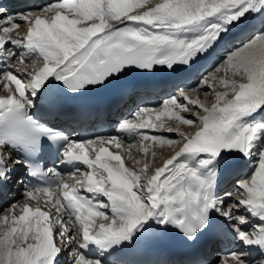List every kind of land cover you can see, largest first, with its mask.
<instances>
[{
    "label": "snow or ice",
    "instance_id": "1",
    "mask_svg": "<svg viewBox=\"0 0 264 264\" xmlns=\"http://www.w3.org/2000/svg\"><path fill=\"white\" fill-rule=\"evenodd\" d=\"M38 11L54 15L13 14L0 6V77L4 89L15 86L12 95L0 97V185L10 178L8 164L26 165L28 175L42 182L25 189L35 206L12 204L0 216V224L7 225L0 232V264H60L65 251L68 264H104L95 258L97 250L116 252L149 228H174L195 240L221 224L241 250L227 252L219 264H253L254 256L261 258L255 264H264V0H63ZM18 21L28 24L26 35L13 37ZM84 22L91 23L78 26ZM234 28L251 30V37L228 49L221 63L245 82L219 80L224 91L215 93L210 107L209 93L202 101L189 95L198 88L178 89L159 109L139 108L135 119L120 122L117 130L138 138L145 153L157 143L181 145L151 175L148 163L125 167L122 156L104 146L119 149V137L74 141L29 114L39 97L53 90L79 93L156 66L190 71ZM16 61L39 66L25 72L14 67ZM207 83L202 77L201 87ZM162 117L178 122L167 131L179 140L141 131L164 128ZM179 125L197 130L185 134ZM4 146L24 159L6 162ZM49 149L75 169L67 178L39 163ZM105 158L116 165L102 162ZM241 163L253 165L244 177L235 175ZM78 164L91 171L81 173ZM228 183L232 188L219 195ZM41 193L48 211L39 206Z\"/></svg>",
    "mask_w": 264,
    "mask_h": 264
},
{
    "label": "bare ground",
    "instance_id": "2",
    "mask_svg": "<svg viewBox=\"0 0 264 264\" xmlns=\"http://www.w3.org/2000/svg\"><path fill=\"white\" fill-rule=\"evenodd\" d=\"M145 9H137L136 11L137 12H140V11H143ZM46 14V13H45ZM69 18H72L71 15H68ZM91 22H84V24L82 25H78V26H87L88 24H90ZM23 28V27H22ZM27 29V26L24 25V31ZM234 29H237V28H234ZM232 29V30H234ZM22 67L20 68L21 70H24V71H27V70H30L31 68V65H27V64H21ZM39 65H36L35 67H38ZM224 65L221 64L220 65V70L217 71L216 70V74H213L211 75V79H208V83L207 84H204L201 88H199V91L193 95L192 93H190L189 95L195 99V98H199L201 99L202 101L205 100V95L204 93H209V96L207 97L209 103L207 106H211V103L215 101V93L218 92V91H224V88L219 84L217 83V86H211L212 85V77H215V80L218 82L219 80L221 79H235L237 82H245L242 80V78L240 76H233L232 75V72L231 71H228L226 72L227 76H220V73H222L224 71ZM225 72V71H224ZM14 85L12 84H9V87L7 89H4L3 88V84L0 85V96H6L7 94H10L11 91H9V89H14ZM214 88L213 91H211L210 89ZM9 91V92H8ZM201 111V114H202V109L200 110ZM182 115H184L186 118H190V119H194V117L192 116L191 113H181ZM162 120H165V126L164 128H160V129H155L154 132H152L150 135H155V136H163V137H166V138H169V139H174V140H179L180 137L179 135L176 133V132H169L167 131V128L169 125H171L172 127H176L177 126V123L178 122H175L174 120H167V118H164L162 117ZM179 128H180V131L181 132H184L185 134H193L196 130H197V127L195 125H179ZM144 143H147V144H152L153 142L151 141H147V142H144ZM181 145L180 144H176V145H173L171 147L167 146V145H164V146H161L159 145L158 143L157 144H154L147 153L143 152L142 151V148H141V144L140 142L138 141L137 143H134L133 145H130L129 147H126L125 148V153H126V160L124 161L125 163V167H128V168H132V169H139V168H142L143 165L145 163H150L151 161H153L154 163L157 164L154 165V167L152 166V162L150 163L149 166V169H148V175H151L153 174L154 172V169L155 167H159L162 165V162L164 159L166 158H169L173 153H174V150L178 149V147H180ZM127 148H129L130 150L128 151ZM155 152V156L152 155V153ZM9 153L8 149L7 148H3V155L6 157L7 154ZM15 160V159H14ZM139 162V163H137ZM247 175V174H246ZM245 174L242 176H246ZM19 189L16 188V183H13V187H12V191L11 193L9 194V197H14V199L12 201L9 202V204H5L6 206H3L0 208V216L4 215L5 214V209H8L10 205L12 204H19V205H23L25 203L29 204L30 206H35L36 205V202L34 201H30L29 198L27 197H24L22 195L19 194ZM227 203V199L225 201ZM108 203V202H106ZM39 206L41 207L42 210L44 211H48L49 208L47 206H44L43 205V202L40 201V204ZM15 211L16 214H19V209H15L13 210ZM106 212L111 215V213L109 211L106 210ZM55 214V210L52 209V211L50 212V216L51 215H54ZM9 215V224H11V215H12V212H9L8 213ZM249 219L251 220V217H249ZM101 222H104V223H107L108 221H103L101 220L100 218H97V223H101ZM7 225H3V224H0V232H2L4 230V228H6ZM56 237L54 236V239ZM238 247H239V250H241V246L239 245L238 243ZM66 253L68 254L67 251L63 252V256H65V258H67L66 260H64V258H62L60 260V264H68L69 262V257L67 256L66 257ZM249 259H253V264H255V261L256 260H259L261 259L259 256H254L253 257H249Z\"/></svg>",
    "mask_w": 264,
    "mask_h": 264
},
{
    "label": "rangeland",
    "instance_id": "3",
    "mask_svg": "<svg viewBox=\"0 0 264 264\" xmlns=\"http://www.w3.org/2000/svg\"><path fill=\"white\" fill-rule=\"evenodd\" d=\"M226 74H227V73L223 71L222 73H220V76H225ZM226 76H227V75H226ZM217 83H218V82H217ZM217 83H212L211 86H212V87H213V86L216 87V86H217ZM212 87H211V89H210L211 91H213V89H214V88H212ZM186 117H187V116H186ZM151 162H152V166H153V167H154V165L157 166L156 163H154L153 161H151ZM151 162H150V163H151ZM150 163H149V165H150ZM153 164H154V165H153ZM150 167H151V166H150ZM67 256H68V254L66 253V257H67ZM68 257H69V256H68ZM66 259H67V258H66Z\"/></svg>",
    "mask_w": 264,
    "mask_h": 264
}]
</instances>
